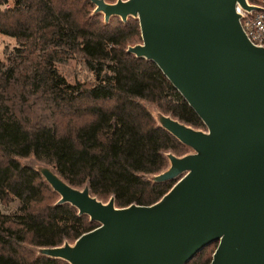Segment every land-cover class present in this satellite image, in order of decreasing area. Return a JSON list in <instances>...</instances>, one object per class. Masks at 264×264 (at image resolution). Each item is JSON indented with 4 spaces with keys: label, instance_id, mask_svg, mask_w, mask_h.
<instances>
[{
    "label": "trees",
    "instance_id": "trees-1",
    "mask_svg": "<svg viewBox=\"0 0 264 264\" xmlns=\"http://www.w3.org/2000/svg\"><path fill=\"white\" fill-rule=\"evenodd\" d=\"M0 6V34L14 41L0 59V205L19 202L14 212L0 211V264H68L37 249L72 243L98 224L57 204V193L18 159L32 156L101 202L112 196L115 207L150 205L176 180L151 181L167 168L166 154L189 148L144 103L193 129L205 127L151 60L126 52L141 42L136 18L104 22L89 0ZM95 124L91 135L83 133ZM214 247L185 264H208Z\"/></svg>",
    "mask_w": 264,
    "mask_h": 264
},
{
    "label": "water",
    "instance_id": "water-1",
    "mask_svg": "<svg viewBox=\"0 0 264 264\" xmlns=\"http://www.w3.org/2000/svg\"><path fill=\"white\" fill-rule=\"evenodd\" d=\"M104 22L138 21L141 42L126 52L151 60L201 120L193 129L158 113L157 124L190 152L166 154L151 181L176 179L150 205L115 207L51 168L36 171L97 226L72 243L40 247L68 264H185L215 243L208 264H264V49L245 38L235 3L244 0H89Z\"/></svg>",
    "mask_w": 264,
    "mask_h": 264
},
{
    "label": "built area",
    "instance_id": "built-area-1",
    "mask_svg": "<svg viewBox=\"0 0 264 264\" xmlns=\"http://www.w3.org/2000/svg\"><path fill=\"white\" fill-rule=\"evenodd\" d=\"M244 1L251 9H243L237 3L234 6L241 31L250 44L264 49V0Z\"/></svg>",
    "mask_w": 264,
    "mask_h": 264
},
{
    "label": "rangeland",
    "instance_id": "rangeland-1",
    "mask_svg": "<svg viewBox=\"0 0 264 264\" xmlns=\"http://www.w3.org/2000/svg\"><path fill=\"white\" fill-rule=\"evenodd\" d=\"M7 5H10V2L7 3ZM3 8V6H0V9ZM140 42V41H139ZM14 41L13 39L3 36L0 34V59L3 58L5 56V54L7 53V51L11 48V46H13ZM132 45V44H131ZM73 69V64H71V66L67 67V70L69 72H71ZM81 74V73H80ZM144 106L147 108V110L154 116V118L157 116V114L159 113L156 108L149 104V103H144ZM104 121V118H102L101 122ZM98 124L93 125L87 132H83L84 134L87 135H91L97 128ZM204 129V128H202ZM188 151L190 152V150L188 149ZM19 162L23 165L32 167V168H37L38 166L42 165L40 162L36 161L32 156H28L25 158H19L18 159ZM56 196L55 199L52 198V200H56ZM53 201V202H54ZM19 205V202L16 200H13L12 202H10L8 205L6 206H2L0 205V211L3 213H11L14 212L17 208V206Z\"/></svg>",
    "mask_w": 264,
    "mask_h": 264
}]
</instances>
